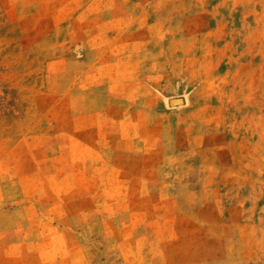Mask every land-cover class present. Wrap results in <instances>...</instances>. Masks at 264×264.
Masks as SVG:
<instances>
[{
	"label": "rangeland",
	"instance_id": "1",
	"mask_svg": "<svg viewBox=\"0 0 264 264\" xmlns=\"http://www.w3.org/2000/svg\"><path fill=\"white\" fill-rule=\"evenodd\" d=\"M0 264H264V0H0Z\"/></svg>",
	"mask_w": 264,
	"mask_h": 264
},
{
	"label": "water",
	"instance_id": "2",
	"mask_svg": "<svg viewBox=\"0 0 264 264\" xmlns=\"http://www.w3.org/2000/svg\"><path fill=\"white\" fill-rule=\"evenodd\" d=\"M170 104L172 107H181L185 105V101L183 99L172 100Z\"/></svg>",
	"mask_w": 264,
	"mask_h": 264
}]
</instances>
